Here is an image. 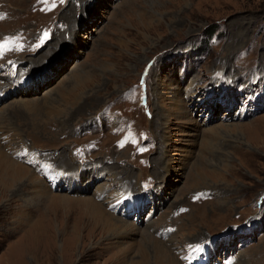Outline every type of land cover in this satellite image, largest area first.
I'll use <instances>...</instances> for the list:
<instances>
[{"label": "rangeland", "instance_id": "rangeland-1", "mask_svg": "<svg viewBox=\"0 0 264 264\" xmlns=\"http://www.w3.org/2000/svg\"><path fill=\"white\" fill-rule=\"evenodd\" d=\"M54 2L45 14L48 0H0V68L31 66L25 92L0 103V264H194L188 245L248 220L257 229L246 244H233L236 264H264V96L254 84L264 74V0ZM215 68L253 116L235 120L219 104L207 120L190 116L184 99L196 101L194 76ZM182 69L191 81L183 92ZM43 71L55 73L40 87L30 77ZM31 87L40 88L27 93ZM23 140L54 154L61 171L95 163L104 180L77 197L71 193L82 185L51 191L7 153ZM88 175L80 182L92 184ZM145 178L153 189L165 183L149 191L158 207L149 206L147 220L127 202L112 214L119 191L130 187L136 196ZM196 191L213 195L191 201ZM34 224L40 229L30 235Z\"/></svg>", "mask_w": 264, "mask_h": 264}, {"label": "bare ground", "instance_id": "bare-ground-1", "mask_svg": "<svg viewBox=\"0 0 264 264\" xmlns=\"http://www.w3.org/2000/svg\"><path fill=\"white\" fill-rule=\"evenodd\" d=\"M15 54V53H14ZM52 68V67H51ZM50 68V69H51ZM20 70H22V68H20ZM45 71H43V72H40V73H36V74H33L30 78H34V81L35 82H37L38 81V83H40V87L42 86V85H45V83H47L48 81H50L51 80V78L54 76V73H51V72H49L48 74H46V75H42L41 76V74L42 73H44ZM58 73V72H57ZM47 81V82H46ZM10 86H12V85H10ZM39 87V88H40ZM39 88H34V90L32 91L31 89H33L32 87L30 88V90L27 92V93H30V91H31V93L32 92H34V91H36V90H38ZM18 92H20V93H23V92H25V90L24 89H20V88H18V89H16ZM103 168L102 167H100L99 169H96V168H93L92 166L90 167V169H89V171H86V173H89V179L90 178H92V176H97V175H99V174H101L102 172H103V170H102ZM10 170H12V171H8L7 173L9 174V175H17V174H19L20 173V171L19 170H15V169H10ZM98 171H100V172H98ZM82 174H84L85 172H81ZM88 176H87V178H88ZM8 178H7V180H9V177L10 176H7ZM94 181V177H93V180H92V182ZM3 190H6L5 188H1L0 189V192L1 193H4V191ZM93 206V209L94 210H96L97 211V213L104 219V220H107V219H110V215H108V214H106L105 213V211L103 210V208L100 206V205H98V204H92V205H90V208ZM34 225H36V224H34ZM33 225V226H34ZM37 229H40V225H36L30 232H29V234L30 235H32L34 232L35 233H37L39 230H37ZM34 236V235H33ZM29 238V237H28ZM40 241V240H39ZM34 243H35V245H36V247H37V253H38V255H39V251H41L39 248V243L37 242L36 243V241H34ZM41 245V244H40ZM50 249V248H49ZM46 252V251H45ZM35 256V255H34ZM32 258V257H31ZM33 260L36 262L37 261V258L36 257H33ZM40 262V261H39Z\"/></svg>", "mask_w": 264, "mask_h": 264}, {"label": "snow or ice", "instance_id": "snow-or-ice-1", "mask_svg": "<svg viewBox=\"0 0 264 264\" xmlns=\"http://www.w3.org/2000/svg\"><path fill=\"white\" fill-rule=\"evenodd\" d=\"M3 18V16L2 15H0V19H2ZM0 47H2V46H0Z\"/></svg>", "mask_w": 264, "mask_h": 264}]
</instances>
